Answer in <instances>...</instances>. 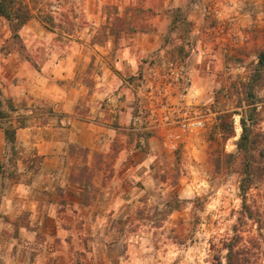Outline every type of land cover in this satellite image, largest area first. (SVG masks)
<instances>
[{
  "label": "rangeland",
  "instance_id": "1",
  "mask_svg": "<svg viewBox=\"0 0 264 264\" xmlns=\"http://www.w3.org/2000/svg\"><path fill=\"white\" fill-rule=\"evenodd\" d=\"M25 1L34 16L17 37L0 15V108L10 113L8 100L18 108L2 127L16 125L17 115H34L17 130L20 139L17 136L13 148L5 142L0 209L2 197L14 195L6 179L29 183L37 178L44 157L36 153L34 143L53 129L60 140L59 166L49 178V197L64 230L57 234L47 225L50 246L60 250L49 264H94L91 248L98 236L87 227L89 233L81 234L84 220L67 211L82 194L76 186L63 185L72 183L71 175L87 178L85 200L99 197L88 204L90 210L107 215L117 211V218L102 221L116 233L102 240L117 241L116 253L123 258L121 244L134 245L129 254L133 264H201L202 251L207 252L203 264H228L227 244L232 242L248 264H264V179L246 196L256 214L241 222L244 164L236 145L240 119L253 108L255 129L264 134V66L255 70L264 50V0ZM46 15L53 19L51 29L42 22ZM129 53L137 63H127L138 66L134 73L119 69V58ZM167 59L186 64L195 98L212 108L208 125L198 133L188 136L175 130L176 149L167 146L163 130L144 143L141 133L130 130L144 71ZM119 106L125 112L114 111ZM63 108L70 111L65 116ZM75 121L92 127L103 124L98 150L62 144L65 131L58 128L67 130ZM221 188L217 209L207 211ZM235 199L240 200L239 208L232 206ZM224 211V222L235 217L233 223L219 240L205 236L220 227L219 213ZM235 226L240 231L231 241ZM30 228L36 229L26 211L10 219L0 210V264L28 259ZM33 236L45 239L39 231ZM173 252L177 255L169 261Z\"/></svg>",
  "mask_w": 264,
  "mask_h": 264
},
{
  "label": "crops",
  "instance_id": "2",
  "mask_svg": "<svg viewBox=\"0 0 264 264\" xmlns=\"http://www.w3.org/2000/svg\"><path fill=\"white\" fill-rule=\"evenodd\" d=\"M133 62L137 63L135 57L129 53L125 57H121L118 60L119 69L123 72H136V66H132L127 63ZM116 81V80H115ZM117 81H121L117 78ZM118 83V82H117ZM119 109H115L117 113L125 112ZM133 108H131L132 110ZM71 110V109H70ZM70 111L66 108H63L62 114L65 116L66 113ZM130 112V109H129ZM101 123L95 122V127H92L90 124L82 122H74L67 130L62 125L58 129L64 130L63 132V141L62 144L76 143L84 148L90 150H98L99 145L103 142V133L101 132ZM19 131L17 132L18 139ZM59 138L55 134L54 130L51 129L47 132L46 137L41 140L35 141V150L38 155L44 157L39 171L35 173L37 177L29 183L23 182H12L9 179H6V183L12 185V191L14 192L13 196H3L1 202V211L3 215H6L10 219H16L21 215L23 211H26L31 219V226L36 227V229H29L30 237L26 240L29 243L27 245L28 259L25 262H20V264H49L50 259L53 256L60 254L59 248H53L50 246L51 236L47 231V225L52 224L54 230L57 234H60L64 229L61 223L59 222L58 209H55V203L49 197V191L51 190L53 184H50L49 178L54 175V172L58 169L59 166V154H58V143ZM5 134L0 130V158L4 152L5 146ZM40 179V180H39ZM76 186L82 194H79L78 200H74L73 206L71 209L67 207V211L75 219L84 220V228L80 230V233H89L88 230H91L90 233H93L94 236H98V241L92 244L93 254H94V264H133L132 256H129L131 250L134 248V245L131 244H121L122 248H125V257H119L116 253L119 248V243L114 239L110 238V241L102 240V237L107 235H112L116 233L114 228H104L102 221L105 218L109 220L117 218V211H109L108 215L106 213L96 212L89 203L99 200L98 198L91 197L88 200L84 198V188L80 184L75 183H65L64 186ZM58 185V184H57ZM48 191V192H47ZM30 192V194L28 193ZM35 193V194H34ZM96 199V200H95ZM71 203V202H69ZM70 205V204H69ZM81 212L76 213L75 209H79ZM58 210V211H57ZM86 227L89 228L86 230ZM20 229H24L21 227ZM41 232L44 236V240L36 241L35 235L37 232ZM83 234V235H84ZM89 247H91L89 245ZM90 249V248H89ZM62 252V251H61ZM20 261V260H19Z\"/></svg>",
  "mask_w": 264,
  "mask_h": 264
},
{
  "label": "built area",
  "instance_id": "3",
  "mask_svg": "<svg viewBox=\"0 0 264 264\" xmlns=\"http://www.w3.org/2000/svg\"><path fill=\"white\" fill-rule=\"evenodd\" d=\"M141 88L130 128L142 134L140 143L163 130L167 146L176 149L175 130L189 136L208 125L212 108L195 98L191 74L184 62L167 59L149 66Z\"/></svg>",
  "mask_w": 264,
  "mask_h": 264
},
{
  "label": "trees",
  "instance_id": "4",
  "mask_svg": "<svg viewBox=\"0 0 264 264\" xmlns=\"http://www.w3.org/2000/svg\"><path fill=\"white\" fill-rule=\"evenodd\" d=\"M0 15L5 17L11 23L12 31L15 37L18 36V30L34 16L32 8L25 0H0ZM42 22L49 29L53 26V19L51 16H43ZM262 66H264V50L260 53L259 65L255 70L259 71ZM260 75L261 74L259 73V77ZM258 78L253 79V83L258 81ZM8 102L10 113H7L0 108V130L4 131L7 143L10 144L11 148H13L17 142V130L25 128L27 126L26 120L33 118L34 115H17L15 116V121L17 122L16 125L10 124L6 128H3L2 122L13 117L11 112H18V108H15V106L11 103V100H8ZM48 111V115H52L54 113L52 109ZM255 111L256 109L253 108L250 110L247 117H241L240 123L242 126V132L236 143L237 155L241 158L242 163L244 164L241 171V179L239 181V190L243 198L241 217H239L241 222L243 218H252L253 215L256 214L254 210H252L251 206L247 204L246 196L248 194V190L253 187L256 181H262L264 179V134L255 129L257 122L254 119V114H252ZM219 129H224L223 123L220 124ZM228 156L232 157L234 155L229 154ZM70 178L72 183L80 184L83 188H85V190L90 185L87 178H81V175H79V177L71 175ZM256 212L259 213V211ZM234 231L237 234L231 239V241L238 237V232L240 230L237 226H235ZM227 249L228 264L249 263L248 260H245V258L241 256L240 249L237 247L236 243L232 242L227 244Z\"/></svg>",
  "mask_w": 264,
  "mask_h": 264
},
{
  "label": "clouds",
  "instance_id": "5",
  "mask_svg": "<svg viewBox=\"0 0 264 264\" xmlns=\"http://www.w3.org/2000/svg\"><path fill=\"white\" fill-rule=\"evenodd\" d=\"M197 159V161L199 160V157H195ZM203 187L206 189L208 187L207 184H204ZM224 192V189L221 188L216 196L214 198L211 199V203L208 204L207 206V211H212L213 209H217V206L220 204V199H219V196ZM191 194V191H189V195ZM233 207H236V208H239L240 207V200L239 199H235L234 200V204L232 205ZM225 207L227 208V204L225 205ZM189 208H191V205H189ZM206 213H204V215H206ZM228 215V212L227 211H224L223 213H219V218L221 220V224H220V227L218 229H213L212 232H205L204 235L205 236H212V235H215L217 240L220 239V236L224 233L225 229H227L229 227V225H231L233 223V221L235 220V217H233L232 220H228L226 223L224 222L223 220V217L227 216ZM218 217L214 216L213 219H217ZM203 227V226H202ZM197 235H200V233H197ZM204 248L206 249L207 248V244L205 243L204 245ZM177 255L176 252H173L170 254V256L168 257L169 261H171L175 256ZM207 255V252L206 251H202L200 252V261H201V264H203V258L204 256ZM188 259L191 260L193 259L192 255L189 254L188 255Z\"/></svg>",
  "mask_w": 264,
  "mask_h": 264
}]
</instances>
